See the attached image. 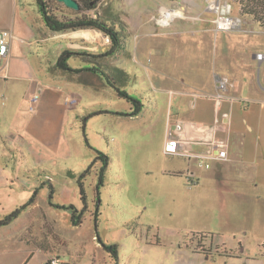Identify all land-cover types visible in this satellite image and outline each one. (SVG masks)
Returning a JSON list of instances; mask_svg holds the SVG:
<instances>
[{"label":"crops","instance_id":"crops-1","mask_svg":"<svg viewBox=\"0 0 264 264\" xmlns=\"http://www.w3.org/2000/svg\"><path fill=\"white\" fill-rule=\"evenodd\" d=\"M177 6L187 16L175 17L168 24L158 21L162 10ZM91 12L116 26L121 35L119 49L108 54L111 46L104 44L103 32L97 29L49 28L38 0H0V30L17 36L0 63V219L36 193L18 217L0 225V264H29L35 251L44 250L30 247V241L24 240V228L38 224L44 204L53 207L49 199L51 189L57 192L49 170L53 162L87 156L84 162L89 165L97 150L106 153L90 140L93 122L108 140L114 139L119 122L130 130L152 131L158 125L160 165L146 171L148 179L162 187L179 179L193 194L205 175L214 177L215 184L218 179L224 181L220 188L244 200L246 210L244 221L233 228V236H241L226 247L229 252H217L240 263L262 264L264 239L255 234L264 235V83L257 76L261 68L264 81V59L257 57L264 53L263 27L245 21L240 29L218 30L206 0H99ZM87 30L96 34L91 36ZM67 49L77 52L66 59L70 69L59 65ZM97 65L141 100L138 114H130L133 103L107 83L94 69ZM220 75L229 76L233 86L217 110L214 95ZM35 94L39 99L30 110ZM69 98L76 101L70 103ZM115 100H125L127 106L114 107ZM100 109L108 112L85 119ZM224 113L228 116L223 117ZM179 121L184 122L181 134L192 139L187 144L189 153L168 154L167 133ZM211 126H215L213 132ZM210 137L228 144V156L206 158L210 163L206 167L195 153L206 151L209 143L205 140ZM14 158L16 164L11 167L8 161ZM167 159L172 163L167 164ZM68 171L77 177L73 168ZM189 177L197 184L191 186ZM40 189L47 190V202L40 201ZM259 239L249 252L244 242ZM3 243L10 247L1 248ZM44 251L40 261L46 264L55 255Z\"/></svg>","mask_w":264,"mask_h":264},{"label":"rangeland","instance_id":"rangeland-1","mask_svg":"<svg viewBox=\"0 0 264 264\" xmlns=\"http://www.w3.org/2000/svg\"><path fill=\"white\" fill-rule=\"evenodd\" d=\"M228 1L244 21L259 24L252 17L241 14L237 0ZM60 5L66 11H74ZM91 32L87 30L91 36L96 34L95 30ZM104 35L102 33L104 44L111 46V40L106 42ZM257 76L264 83L261 68H258ZM112 105L117 108L127 106L125 100H115ZM119 125V130L114 129L112 140L95 130V122L90 126V140L110 156L111 167L99 198L95 189L97 177L87 175V192L92 204L89 203L82 222L73 225L69 210L44 204L38 212V224L24 228V240L30 241V247L51 251L60 256L64 264H109L111 259L104 244L114 243L119 245V264H255L254 261L240 263L217 252V249L229 252L226 247L233 245L234 239L241 236L237 234L234 237L233 228H238L244 221V200L227 191L224 193L226 187L220 188V184L225 186L224 181L218 179L215 184L217 180L210 175L204 176L194 194L182 186L179 179L170 180L163 187L156 184L148 179L146 171L160 165V127L157 125L152 131H144L130 130L120 122ZM86 157L70 162H53L49 167L57 186L54 202L83 205L77 178L68 170L71 167L76 173H81L88 166V161L84 162ZM176 161L179 163V159ZM171 163L167 159V164ZM8 164L13 167L15 158ZM229 183L226 182L227 187ZM40 193V201L47 202V190L40 189ZM256 235L264 239V235ZM262 239L245 241L244 245L251 252L249 247H256ZM4 247L9 248L10 243H3L1 248ZM44 250L35 251L29 264H44L40 261ZM194 250L203 252V255Z\"/></svg>","mask_w":264,"mask_h":264},{"label":"trees","instance_id":"trees-1","mask_svg":"<svg viewBox=\"0 0 264 264\" xmlns=\"http://www.w3.org/2000/svg\"><path fill=\"white\" fill-rule=\"evenodd\" d=\"M80 4L79 9H74L68 7L64 3L58 0H38L41 12L43 14V18L47 24V26L56 31H66V30H76L79 28H93L100 30L105 35L109 36L111 39V48L108 51V54L114 52L119 49L121 46V35L117 30L116 26L113 23L108 22L102 16L93 14L91 10L96 6V3L99 0H77ZM239 3L240 12L242 15L252 17L256 22L260 24L261 27H264V0H237ZM62 4L67 9H73L74 11H66L60 5ZM76 51L65 50L59 59V65L64 69H70L68 64L66 63V59L70 58L73 54H76ZM95 70H98L105 78L107 83L112 86L117 92L125 97L127 100L131 101L134 105V109L130 114H138L141 111L142 102L139 98L129 94L125 89L119 87L111 77L103 70L101 65H97L94 67ZM108 112L107 109H100L93 112H90L85 119L89 116H93L95 114ZM85 137H86V131ZM86 141H88L86 137ZM110 164V157L101 150H97V154L92 162L88 165V167L76 175L74 173H70L73 177L77 178V183L79 187L80 197L83 203V207L79 209L75 204H66V203H56L53 201L54 198V189H51L49 193V199L53 206L58 207L60 209H67L71 212L73 225H78L82 222V217L86 211L89 210V197L87 192V175H91L95 172L97 177V183L95 184V189L97 193V197L99 198L101 194V188L105 184L106 172L108 170ZM98 165L97 169L96 166ZM36 194V193H35ZM35 194L31 197L29 202L18 207L13 210L11 213L6 215L4 218L0 219V225H5L10 223L13 219L19 216L21 211L29 205L35 197ZM98 206V205H97ZM99 207L96 209L97 216L99 215ZM97 219V218H96ZM104 247L107 249L109 257L111 259V264H119L120 263V254H119V245L114 244H104ZM200 252V251H199ZM207 254V251H204Z\"/></svg>","mask_w":264,"mask_h":264},{"label":"built area","instance_id":"built-area-1","mask_svg":"<svg viewBox=\"0 0 264 264\" xmlns=\"http://www.w3.org/2000/svg\"><path fill=\"white\" fill-rule=\"evenodd\" d=\"M206 6L209 11L215 14V24L218 30H234L240 29L244 24V19L242 16L235 14L234 5L227 0H206ZM179 16H187L186 10L183 7H169L157 16L158 21L163 24H168L172 19ZM105 36L106 42H110V37ZM17 36L8 30H0V63L8 55L10 50L11 40ZM260 60L264 59V53L260 52L257 54ZM233 86V81L227 75H220L217 77V93L214 95L217 110L221 107L222 102L227 97V91ZM39 99V94L33 95L31 98L30 110H33L36 102ZM70 103H74L76 100L69 98ZM227 117L228 113H224L223 117ZM184 127V122L179 121L176 123V127L169 129L167 133V141L165 144V152L168 154H188V142L189 140L185 138L181 131ZM210 131L215 129V126L209 127ZM209 143L208 148L205 152L195 153L199 158L200 165L206 167L210 166V163L206 161V158L216 156L217 158L226 159L228 156V144L225 141L214 139L210 137L205 140ZM215 150H218V154H215ZM188 182L191 186L197 184L195 178L189 177ZM49 264H64L62 258L58 255L53 256Z\"/></svg>","mask_w":264,"mask_h":264},{"label":"water","instance_id":"water-1","mask_svg":"<svg viewBox=\"0 0 264 264\" xmlns=\"http://www.w3.org/2000/svg\"><path fill=\"white\" fill-rule=\"evenodd\" d=\"M58 1L64 3L68 7L74 8V9L80 8V4L77 0H58ZM46 264H49V263H46Z\"/></svg>","mask_w":264,"mask_h":264}]
</instances>
